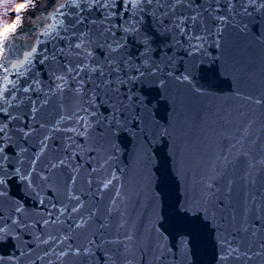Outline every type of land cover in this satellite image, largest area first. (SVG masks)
I'll return each mask as SVG.
<instances>
[{"label": "water", "instance_id": "water-1", "mask_svg": "<svg viewBox=\"0 0 264 264\" xmlns=\"http://www.w3.org/2000/svg\"><path fill=\"white\" fill-rule=\"evenodd\" d=\"M12 13L0 264H264V0Z\"/></svg>", "mask_w": 264, "mask_h": 264}, {"label": "rangeland", "instance_id": "rangeland-1", "mask_svg": "<svg viewBox=\"0 0 264 264\" xmlns=\"http://www.w3.org/2000/svg\"><path fill=\"white\" fill-rule=\"evenodd\" d=\"M20 0H0V31L9 26L14 20L13 11Z\"/></svg>", "mask_w": 264, "mask_h": 264}, {"label": "bare ground", "instance_id": "bare-ground-1", "mask_svg": "<svg viewBox=\"0 0 264 264\" xmlns=\"http://www.w3.org/2000/svg\"><path fill=\"white\" fill-rule=\"evenodd\" d=\"M19 4H20V3H19ZM16 6H17V5H16ZM16 6H15V7H16Z\"/></svg>", "mask_w": 264, "mask_h": 264}]
</instances>
